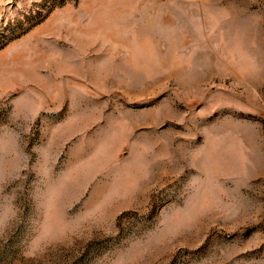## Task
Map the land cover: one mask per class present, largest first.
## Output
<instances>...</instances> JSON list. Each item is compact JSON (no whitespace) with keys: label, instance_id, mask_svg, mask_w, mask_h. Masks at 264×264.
I'll return each mask as SVG.
<instances>
[{"label":"rangeland","instance_id":"rangeland-1","mask_svg":"<svg viewBox=\"0 0 264 264\" xmlns=\"http://www.w3.org/2000/svg\"><path fill=\"white\" fill-rule=\"evenodd\" d=\"M0 264H264V0H0Z\"/></svg>","mask_w":264,"mask_h":264}]
</instances>
